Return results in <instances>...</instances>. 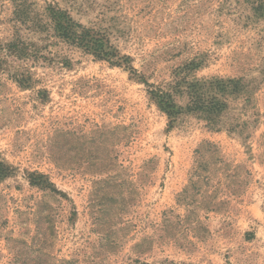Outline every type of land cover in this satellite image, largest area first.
<instances>
[{
	"label": "rangeland",
	"instance_id": "1",
	"mask_svg": "<svg viewBox=\"0 0 264 264\" xmlns=\"http://www.w3.org/2000/svg\"><path fill=\"white\" fill-rule=\"evenodd\" d=\"M0 47V264H264V0H0Z\"/></svg>",
	"mask_w": 264,
	"mask_h": 264
},
{
	"label": "trees",
	"instance_id": "2",
	"mask_svg": "<svg viewBox=\"0 0 264 264\" xmlns=\"http://www.w3.org/2000/svg\"><path fill=\"white\" fill-rule=\"evenodd\" d=\"M54 17L56 27L62 39L71 43V45H75L86 52L93 54L100 60L108 61L113 65L122 66L123 58L119 57L117 52L113 50L112 47L106 45L104 38L99 37V35L94 33L92 30L86 29L79 23L74 22L73 19L65 13L56 12ZM2 56V47H0V65L3 63ZM8 175L9 169L0 164V179L6 178ZM63 264L76 263L64 262Z\"/></svg>",
	"mask_w": 264,
	"mask_h": 264
}]
</instances>
